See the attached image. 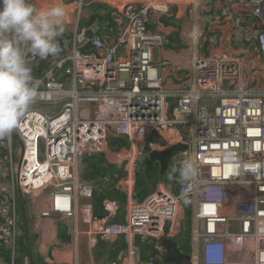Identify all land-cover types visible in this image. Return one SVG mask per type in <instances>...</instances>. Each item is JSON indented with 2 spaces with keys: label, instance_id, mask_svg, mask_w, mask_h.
<instances>
[{
  "label": "built area",
  "instance_id": "obj_1",
  "mask_svg": "<svg viewBox=\"0 0 264 264\" xmlns=\"http://www.w3.org/2000/svg\"><path fill=\"white\" fill-rule=\"evenodd\" d=\"M221 1H237L264 22V0ZM171 3L144 0L111 9L117 35L112 43L78 28L81 2L76 28L60 37L61 52L48 59L47 68L36 74L33 68L42 60L28 56L39 81L35 102L61 108L56 114L30 108L16 138L13 132L0 140V264H34L24 243V207L37 203L38 211L30 209L37 231L43 221H54L76 242L84 234L110 242L125 238L127 255L109 264H156L139 258L136 240L178 237L186 204L192 213V264H231L236 257L241 264H264V91L246 87L244 61L228 55H194L192 82L168 89L155 67L165 41L150 33L149 24L152 13H168ZM257 46L264 62V29L257 32ZM154 134L161 143L150 144L149 152L186 143L183 157L197 162L199 174L177 194L162 183L139 201L138 159ZM111 137L127 139L129 147L112 150ZM99 155L115 157L125 171L118 183L128 201L123 223L113 221L118 205L111 201L104 203L101 219L94 214L97 189L83 181L82 171L88 157ZM79 215L91 231H80ZM52 245L61 244L57 239ZM156 259L163 262L165 254Z\"/></svg>",
  "mask_w": 264,
  "mask_h": 264
},
{
  "label": "crops",
  "instance_id": "obj_2",
  "mask_svg": "<svg viewBox=\"0 0 264 264\" xmlns=\"http://www.w3.org/2000/svg\"><path fill=\"white\" fill-rule=\"evenodd\" d=\"M30 2L38 9L46 10L56 4L58 0H30ZM60 2H62L66 10L63 33L71 34L78 23V6L81 2L84 3L82 17L90 18L92 13L85 9V5H92L100 9L101 16H104L106 10L109 13L114 8H121L128 5L139 6L143 4L144 0H60ZM80 21L81 19L78 23L79 29ZM111 26L112 24L103 21L84 29L92 31L94 34H99L113 43L117 35L112 33ZM262 29H264V22L253 17L249 8L238 4L237 1L226 4L221 0H172L168 13H152L150 17V33L162 35L165 41L164 46L157 55L155 67L160 69L162 75L165 77L166 87L170 90H178L179 88H184L185 85H189L193 80L194 55L202 59L228 55L244 61L246 87H254L257 90L264 91V62L257 46V32ZM58 39L60 41V37ZM46 61L48 64V59ZM46 68L47 65L45 66ZM68 78V76L61 77L63 81H67ZM67 84H70L69 80ZM175 106V101H172V109ZM158 149L161 150V148ZM99 160L102 163L100 174L98 173L101 181L95 182L98 184L96 185L97 191L95 197L96 199L104 197L106 201L117 202L118 215L113 221L115 220V223H123L125 221L128 201L123 199L125 196L124 191H108L111 188V176L107 173H109V169L111 168L112 170L120 171L125 177V171L118 169L120 164L116 161L115 157L102 155V158H99ZM141 164L146 165L147 162ZM148 164L149 167L155 166L159 169V181L156 189L150 193L151 195L157 190L159 184L167 183L168 177L162 181L159 165L151 163V161ZM122 179L119 178L120 181ZM142 192L138 191L136 186L135 195L141 201L143 199L141 196ZM104 203H99L98 206L95 204L94 214L97 218L101 219L104 216ZM24 209L27 211L26 218L28 222V234L25 237L24 243L27 246L28 253H30V259L34 264H109L112 261H122L128 253L127 246L126 250L120 252L113 258L112 253L115 248L113 245H115L116 241L110 242L94 239L90 234L82 235L76 242L73 241L68 231H66L67 238L63 239L60 233V226L63 224H58L54 221H43V230L37 231L35 227L32 228L34 215L30 209L33 212L38 211V203L34 206L26 204ZM77 225L82 232L91 231V227L83 224L81 215L77 219ZM189 233L183 223L182 233L174 239L177 241L179 248V242L182 238L184 241L190 240L192 252L189 254L186 248H181V250L183 253L191 256L194 244L192 242V231ZM57 239L60 241L61 245L59 247H62L61 249L53 248L52 244ZM99 240L107 244V247L100 249L98 255L99 257L107 255L104 261H100L98 257L97 259L95 258V252H98ZM137 247L138 253L141 250L138 245ZM161 249L160 252L165 254L166 259V251L163 247ZM138 256L141 258V253H138ZM138 256H136L137 260ZM237 258H233L234 261L231 264H241ZM165 259L161 263L166 264Z\"/></svg>",
  "mask_w": 264,
  "mask_h": 264
},
{
  "label": "clouds",
  "instance_id": "obj_3",
  "mask_svg": "<svg viewBox=\"0 0 264 264\" xmlns=\"http://www.w3.org/2000/svg\"><path fill=\"white\" fill-rule=\"evenodd\" d=\"M66 10L58 0L41 10L30 0H0V140L9 138L36 100L39 81L28 66V56L41 60L61 52ZM199 174L192 158L179 167L182 182L192 183Z\"/></svg>",
  "mask_w": 264,
  "mask_h": 264
},
{
  "label": "trees",
  "instance_id": "obj_4",
  "mask_svg": "<svg viewBox=\"0 0 264 264\" xmlns=\"http://www.w3.org/2000/svg\"><path fill=\"white\" fill-rule=\"evenodd\" d=\"M85 9L88 10L89 12H91V16L90 18H86V17H82L81 21H80V29H84V28H90L92 27L95 23H101L103 21L112 24L111 27H113L114 22L111 18V13L108 10L105 11V15L101 16L100 14V9L95 8L92 5H85ZM65 33H63L62 35H64ZM47 65V61L44 60L42 61V63L39 66H35L33 69L35 71L36 74H40L42 71H44L45 66ZM109 145L112 149H114L115 151H120L122 148H128L129 147V141L127 139H123V138H116V137H111L109 139ZM139 161L141 160V155L138 159ZM139 161H138V169H139ZM182 161L177 160L173 165H172V169L171 172L169 173L168 177H170V181L171 183L168 184L170 185L171 190L177 194L179 192V190L181 189L182 186H184L186 183L182 182L179 176V167ZM85 165H88L85 168ZM101 165L102 163L99 160L98 156H90L85 160V164H84V168L83 171L85 169V171L90 172V174L85 175L83 172V181L84 182H89L90 184H94L93 186L96 187L95 182H100L101 179L98 176V173L100 174V170H101ZM158 171L159 169L156 168L155 166H151L149 169L146 170V175L148 178H150L152 181L157 180V182H154V186L153 187H145L143 188V191L141 193L142 196V201H144L147 197L150 196V193L152 191H154L156 189V186L158 184ZM108 175L111 176V188L108 189V191H121L118 188V183H119V178H123L124 174H121L120 171H115L112 170L111 168L109 169V173H107ZM110 180V179H109ZM139 191V190H138ZM122 193V192H121ZM124 196V195H123ZM125 197V198H124ZM123 197V199L127 200V195L125 194V196ZM96 199V197H95ZM138 199V197H137ZM105 198L102 197L100 199H96V201H94V203L96 204V206L99 205V203H104ZM139 200V199H138ZM141 201V200H139ZM117 203V202H116ZM118 204V203H117ZM188 205L186 204V207ZM192 226V225H191ZM69 239V238H68ZM136 244L140 247V253H141V259L144 262H150V261H155L156 264H163L161 262H159L156 257L158 254H160V242L159 241H152V240H142V239H137L136 240ZM114 251L112 253L113 258H115L120 252L124 251L127 249L128 246V242L125 238H119L116 242L115 245H113ZM179 246H180V250L181 248L184 249L186 248V250L188 251V253L190 254L192 252V249L190 248V240H185L182 238L181 241L179 242ZM158 247V248H157ZM182 251V250H181Z\"/></svg>",
  "mask_w": 264,
  "mask_h": 264
},
{
  "label": "rangeland",
  "instance_id": "obj_5",
  "mask_svg": "<svg viewBox=\"0 0 264 264\" xmlns=\"http://www.w3.org/2000/svg\"><path fill=\"white\" fill-rule=\"evenodd\" d=\"M73 23H75V22H73ZM217 104H219V100L217 101ZM30 108H39V109H41V110H44V111H47V112H52L53 114H56V113H58L59 112V110H60V108H61V105H57V104H53V103H40V102H34L33 103V105L30 107ZM183 130V132H185V133H187V131H186V129H182ZM14 135L16 134V132L14 131V133H13ZM15 138H16V135H15ZM152 143H158V144H160L161 143V141H160V137L158 136V135H156V134H154L152 137H151V139L149 140V145L147 144V145H144V147H146V149L143 151V153L141 154V160L139 161V165L141 164V163H143V162H147V164L146 165H140L139 166V169H138V184H137V189L139 190V191H141V190H143V188H145V187H153L154 186V182L156 183L157 182V180H151L150 178H148L147 177V175H146V170L147 169H149L150 167H149V161H150V158H149V154H150V152H149V150H148V148H149V146H150V144H152ZM14 145H15V149H17L18 147H19V145H18V142L17 141H15L14 142ZM42 150H44V147L42 146ZM112 150H114V149H112ZM115 151V150H114ZM100 157L99 158H102V155H99ZM125 159V157L124 158H122V160H124ZM183 159H185V157H180L179 159H177V160H180V161H183ZM176 160V161H177ZM15 163L16 164H19V161H18V159H16V161H15ZM88 165H85V168L87 167ZM118 169L119 170H122L121 169V167H118ZM83 173L85 174V175H88V174H90V172H88V171H85V169H84V171H83ZM159 181V180H158ZM171 183V181H170V177H168V179H167V183L166 184H170ZM96 188V187H95ZM185 221V222H184ZM183 223L185 224V227H186V229H187V231L188 232H190L191 233V225H192V213H191V208L189 207V206H187L186 207V217H185V220H183ZM232 232H235V230L232 228V230H231ZM60 233H61V237L63 238V239H66L67 238V235H66V228H65V226H63V225H61L60 226ZM189 233V234H190ZM168 239V238H167ZM28 245H29V242H28ZM107 244L106 243H103V242H101L100 240L98 241V252H95V258L97 259V257L99 258V260L100 261H104L106 258H107V255L105 256L104 255V257L102 256V257H99L98 255H99V251H100V249H104L105 247H107L106 246ZM53 248H56V249H61L62 247H59V246H57V247H53ZM237 260H242V258L240 257V258H237ZM23 260L21 259V260H19V263H21ZM232 261H234V259L232 260ZM97 264V263H96Z\"/></svg>",
  "mask_w": 264,
  "mask_h": 264
},
{
  "label": "water",
  "instance_id": "obj_6",
  "mask_svg": "<svg viewBox=\"0 0 264 264\" xmlns=\"http://www.w3.org/2000/svg\"><path fill=\"white\" fill-rule=\"evenodd\" d=\"M92 31L88 32V37L92 38ZM115 119L114 117H112ZM20 145H22L20 143ZM189 145L186 143H179L175 146L163 149L153 150L149 154L151 163H156L160 167V178L164 181L171 172L172 165L182 156L188 152ZM160 245L166 251V264H192L190 255L183 253L178 247L175 239H162Z\"/></svg>",
  "mask_w": 264,
  "mask_h": 264
}]
</instances>
